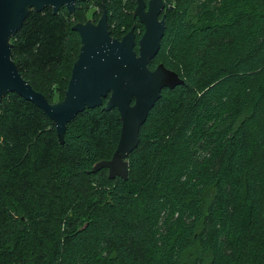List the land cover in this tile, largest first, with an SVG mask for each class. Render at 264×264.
Listing matches in <instances>:
<instances>
[{
    "label": "trees",
    "instance_id": "1",
    "mask_svg": "<svg viewBox=\"0 0 264 264\" xmlns=\"http://www.w3.org/2000/svg\"><path fill=\"white\" fill-rule=\"evenodd\" d=\"M165 30L150 69L164 87L108 177L121 132L114 107H84L60 142L46 113L0 97V264H264V0H163ZM107 14L112 36L143 24L136 0L27 8L11 59L31 87L61 101L81 46L71 28Z\"/></svg>",
    "mask_w": 264,
    "mask_h": 264
},
{
    "label": "water",
    "instance_id": "2",
    "mask_svg": "<svg viewBox=\"0 0 264 264\" xmlns=\"http://www.w3.org/2000/svg\"><path fill=\"white\" fill-rule=\"evenodd\" d=\"M75 0H0V97L15 92L41 108L53 121L56 134L64 141L66 124L85 106L102 105L116 108L120 114L121 132L110 159L97 162L91 170L105 167L108 177L128 175L126 157L138 145L139 130L150 109L160 96L162 88H174L183 79L162 63L154 69L148 64L156 56L165 30V16L160 17L163 0H136L133 16L143 24V32L136 40L134 27L120 39L111 35L104 6L96 22L75 23L71 28L80 35L81 46L74 61L64 98L49 102L22 77L11 59L8 41L27 14L28 7L40 10L48 5L52 13L61 5L70 11Z\"/></svg>",
    "mask_w": 264,
    "mask_h": 264
},
{
    "label": "rangeland",
    "instance_id": "3",
    "mask_svg": "<svg viewBox=\"0 0 264 264\" xmlns=\"http://www.w3.org/2000/svg\"><path fill=\"white\" fill-rule=\"evenodd\" d=\"M92 12H93V9L90 8V9L86 12V16L88 17V19H87L88 21H92V22H94L95 17L93 16ZM99 14H100V13L97 14V19L100 17ZM54 102H57V101H54ZM51 103H53V102H51Z\"/></svg>",
    "mask_w": 264,
    "mask_h": 264
},
{
    "label": "flooded vegetation",
    "instance_id": "4",
    "mask_svg": "<svg viewBox=\"0 0 264 264\" xmlns=\"http://www.w3.org/2000/svg\"><path fill=\"white\" fill-rule=\"evenodd\" d=\"M160 17H161V15H160Z\"/></svg>",
    "mask_w": 264,
    "mask_h": 264
}]
</instances>
